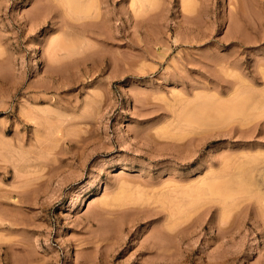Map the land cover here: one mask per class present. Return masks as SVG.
I'll use <instances>...</instances> for the list:
<instances>
[{
    "label": "rangeland",
    "instance_id": "1",
    "mask_svg": "<svg viewBox=\"0 0 264 264\" xmlns=\"http://www.w3.org/2000/svg\"><path fill=\"white\" fill-rule=\"evenodd\" d=\"M79 1L0 0V264H264V0Z\"/></svg>",
    "mask_w": 264,
    "mask_h": 264
},
{
    "label": "bare ground",
    "instance_id": "2",
    "mask_svg": "<svg viewBox=\"0 0 264 264\" xmlns=\"http://www.w3.org/2000/svg\"><path fill=\"white\" fill-rule=\"evenodd\" d=\"M64 1H65V2L67 1L66 4L69 5L68 8H71L72 10H74V13H75V14H76V12H75L76 9H80V7L83 5V3L81 4V1H79V0H64ZM75 1H77V2H75ZM86 1H87V0H86ZM91 1H92V0H91ZM96 1H97V0H96ZM78 2H80L79 5H78ZM83 2H84V1H83ZM80 4H81V5H80ZM84 4H85V3H84ZM89 4H90V3H89ZM94 4H95V3H94ZM62 5H63V4H62ZM77 5H78V6H77ZM91 5H92V4H91ZM97 5H98V4H97ZM79 6H80V7H79ZM39 7H40V6H39ZM89 8H91V7H89ZM41 9H42V7H41ZM41 9H40V10H41ZM82 9H84V8H82ZM82 9H81V10H82ZM86 9H87V8H86ZM96 9H97V7L95 8V10H96ZM67 10H68V9H67ZM72 10H71V11H72ZM93 10H94V9H93ZM41 11H42V10H41ZM41 11H40V12H41ZM71 11H70V13H71ZM79 11H80V10H79ZM89 11H90V10H89ZM81 12H82V11H81ZM83 12H84V11H83ZM91 12H92V11H91ZM35 13H38V11H35ZM35 13H34V14H35ZM84 14H85V13H84ZM37 15H38V14H37ZM37 15H36V16H37ZM73 15H74V14H73ZM90 15H91V14H90ZM92 16H93V12H92ZM71 17H72V16H71ZM90 17H91V16H90ZM75 19H76V18H75ZM262 95H263V94H261L260 96H262ZM263 97H264V95H263ZM263 97H261V98L263 99ZM261 98L258 99V101L255 102L257 105H258V104L260 105V103H261L260 101H263ZM255 99L257 100L256 97H255ZM240 100H241V99H240ZM242 101H243V100H242ZM249 101H250V100H249ZM263 103H264V102H263ZM263 103H262V104H263ZM243 104H244V103H243ZM245 104H246V103H245ZM262 104H261L260 106H257V107H259L260 109H262V107H263V109H264V106H262ZM234 106H235V105H234ZM243 106H244V105H243ZM240 107H241V106H240ZM221 108H222V107H221ZM223 108H224V107H223ZM225 108H226V107H225ZM250 108H255V110H257L256 106H252V107H250ZM250 108H249V111L251 110ZM226 109H227V108H226ZM237 109H238V108H237ZM240 109H241V108H240ZM240 109H238L239 111H238V110H237V111L240 112ZM263 109H262V110H263ZM202 110H203V109H202ZM202 110H201V112H202ZM244 110H245V109H244ZM207 111H208V110H207ZM207 111H206V108H205V112H207ZM222 111H223V110H222ZM233 111H236V110L233 109ZM249 111H247L248 114H249ZM252 112H253V111L251 110V113H252ZM254 112H255V111H254ZM254 112H253V114H254ZM183 113H184V112H183ZM197 113H198V112H197ZM203 113H204V112H203ZM229 113H230V112H229ZM235 113H236V112H235ZM235 113H234V114H235ZM245 113H246V112H244V114H245ZM256 113H257V112H256ZM258 113H259V116L262 115V117H263V114H264L263 111H262L263 114H261V111H258ZM258 113H257V114H258ZM201 114H202V113H201ZM225 114H226V113H225ZM242 114H243V113H242ZM244 114H243L242 117H244ZM257 114H256V115H257ZM195 115H196V114H195ZM232 115H233V114H232ZM239 115H240V114H239ZM200 116H201V115H200ZM246 116H247V115H246ZM259 116H258V115H257V116H254V115H253L252 117H256V118H257V117H259ZM188 117H189V115H188ZM192 117L194 118V116H192ZM252 117H251V119H252ZM185 118H186V117H185ZM187 119H188V118H187ZM196 119H197V118H196ZM196 119H195V121H196ZM203 119H204V118H203ZM249 119H250V118H249ZM254 119H255V118H254ZM189 120H190V117H189ZM197 120H198V119H197ZM205 120H206V119H205ZM255 120H256V119H255ZM192 121H193V120H192ZM198 121H199V120H198ZM201 121H202V120H201ZM253 121H254V120H253ZM245 122H246V121H245ZM246 123H247V122H246ZM258 124H259V123H257L256 126H257ZM258 126H259V125H258ZM253 127H254V126H253ZM263 144H264V143H263ZM216 176H217V175H216ZM237 176H238V175H237ZM230 177H231V175H230ZM215 178H216V177H215ZM237 178H238V177H237ZM263 178H264V175H263ZM225 179H226V178H225ZM229 181H230V180H229ZM249 181H250V180H249ZM249 181H248V183H249ZM204 182H205V181H204ZM201 183H203V182H201ZM228 183H229V182H228ZM231 183H232V182H231ZM239 183H240V181H239ZM239 183H238V184H239ZM246 183H247V182H246ZM210 184H211V183H210ZM210 184H209V187H210V188H208V191H211V192H213V191L215 192V191H216V193H219L220 190H221V192H222V190L224 189V186H222L223 189H222V187L220 188V186H219L220 183L217 184L216 186H215V185L213 186L212 184H211V185H210ZM249 184H251V182H250ZM224 185H225V184H224ZM198 186H199V185H198ZM203 186H204V185H203ZM205 186H206V185H205ZM211 186H212V187H215V188L218 187V190H214L213 188H211ZM231 186H232V185H231ZM235 186H236V185H235ZM239 186H240V185H239ZM196 187H197V186H196ZM197 188H199V187H197ZM206 188H207V187H206ZM219 188H220V190H219ZM212 189H213V191H212ZM228 189H229V188H228ZM235 189H236V188H235ZM206 190H207V189H206ZM231 190H232V189H231ZM233 190H234V189H233ZM198 191H200V190H198ZM225 191H226V189L223 190V193H225ZM236 191H237V190H236ZM203 192H204V190H203ZM214 192H213V193H214ZM233 192H234V191H233ZM196 193L199 194L197 191H196ZM206 193L208 194V192H206ZM209 193H210V192H209ZM213 193H212V194H213ZM199 195H200V194H199ZM202 195H203V194H202ZM208 195H209V194H208ZM215 195H216V194H215ZM220 195H221V194H220ZM205 196H206V195H205ZM200 197H202V196H200ZM222 197H223V196H222ZM226 199H227V198H226ZM223 200H224V199H223ZM224 201H225V200H224ZM263 202H264V201H263Z\"/></svg>",
    "mask_w": 264,
    "mask_h": 264
}]
</instances>
